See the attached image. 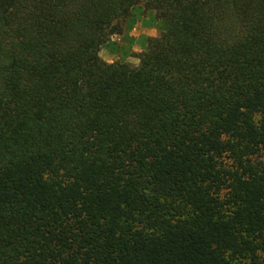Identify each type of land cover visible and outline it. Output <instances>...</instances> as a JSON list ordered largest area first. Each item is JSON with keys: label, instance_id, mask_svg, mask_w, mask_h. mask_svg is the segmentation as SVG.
<instances>
[{"label": "trees", "instance_id": "16d2710c", "mask_svg": "<svg viewBox=\"0 0 264 264\" xmlns=\"http://www.w3.org/2000/svg\"><path fill=\"white\" fill-rule=\"evenodd\" d=\"M0 0V264H264V0Z\"/></svg>", "mask_w": 264, "mask_h": 264}, {"label": "rangeland", "instance_id": "374dc122", "mask_svg": "<svg viewBox=\"0 0 264 264\" xmlns=\"http://www.w3.org/2000/svg\"><path fill=\"white\" fill-rule=\"evenodd\" d=\"M144 0L134 7L123 21L121 33L111 36L109 43L105 44L100 55L106 61L127 60L132 64L139 62L137 54L144 48V37L159 35L164 23L153 20V11L143 8ZM152 32L155 35L149 34Z\"/></svg>", "mask_w": 264, "mask_h": 264}, {"label": "crops", "instance_id": "0c3cea01", "mask_svg": "<svg viewBox=\"0 0 264 264\" xmlns=\"http://www.w3.org/2000/svg\"><path fill=\"white\" fill-rule=\"evenodd\" d=\"M149 34H151V35H155V34H153L152 32H150Z\"/></svg>", "mask_w": 264, "mask_h": 264}]
</instances>
